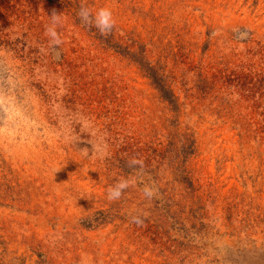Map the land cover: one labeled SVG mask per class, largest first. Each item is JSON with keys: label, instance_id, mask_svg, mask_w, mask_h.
I'll list each match as a JSON object with an SVG mask.
<instances>
[{"label": "rangeland", "instance_id": "obj_1", "mask_svg": "<svg viewBox=\"0 0 264 264\" xmlns=\"http://www.w3.org/2000/svg\"><path fill=\"white\" fill-rule=\"evenodd\" d=\"M0 264H264V0H0Z\"/></svg>", "mask_w": 264, "mask_h": 264}, {"label": "clouds", "instance_id": "obj_2", "mask_svg": "<svg viewBox=\"0 0 264 264\" xmlns=\"http://www.w3.org/2000/svg\"><path fill=\"white\" fill-rule=\"evenodd\" d=\"M77 15L80 17L81 21L85 24H92L94 23L95 26L99 29L101 34H106L110 32L114 21L112 19V14L108 9H100L99 12L96 14L95 18H93L90 12L84 8L83 6L80 8ZM53 23L55 24L58 20L57 14L54 12L52 14ZM47 34H49L53 38V42L56 44L60 43L59 37L54 29V27H49L47 29ZM123 185H118L116 188L109 189V198H117L120 194V189Z\"/></svg>", "mask_w": 264, "mask_h": 264}]
</instances>
